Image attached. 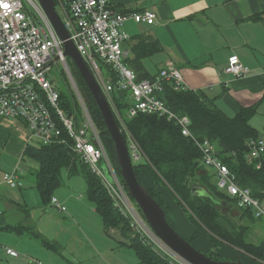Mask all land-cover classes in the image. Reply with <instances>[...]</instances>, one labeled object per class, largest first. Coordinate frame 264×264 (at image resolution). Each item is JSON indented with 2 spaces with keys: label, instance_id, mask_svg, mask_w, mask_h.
<instances>
[{
  "label": "built area",
  "instance_id": "obj_1",
  "mask_svg": "<svg viewBox=\"0 0 264 264\" xmlns=\"http://www.w3.org/2000/svg\"><path fill=\"white\" fill-rule=\"evenodd\" d=\"M58 1L62 15L58 13L71 41L94 74L128 137L133 165L142 163L145 157L117 109L113 94L116 92L130 94L129 118L138 114L157 115L175 124L181 135L200 151L203 166L215 174L218 190L235 202L239 209L252 212L257 220L264 221L263 201L255 198L249 188L239 185L236 175L219 158L216 145L209 139H199L191 130L190 118L175 113L160 98L165 83L173 84L176 91L186 90L180 71L169 63L154 80H138L136 73L126 64L129 52L123 49V44L130 40L124 30L126 22L132 20L152 26L156 23L155 13L149 10L124 13L112 7L109 0ZM63 53L64 44L38 0H0V119L23 122L29 131L27 145L37 143L69 148L101 181L114 208L129 222L134 234L145 245L151 246L155 253L171 264H189L152 231L134 207L106 154L78 88L75 92L82 107L83 121L78 123L74 116L61 109L60 93L51 79L52 64L59 61L72 85L76 84ZM98 60L109 66L115 75L107 78ZM225 71L237 79L245 78L251 72L237 55L229 58ZM247 148V161L261 169L264 137L250 139ZM22 175L23 171L18 168L5 174L4 183L14 188L21 187ZM51 206L66 212V208L54 197ZM3 248L8 256L20 257L14 249ZM35 263L42 264L39 261Z\"/></svg>",
  "mask_w": 264,
  "mask_h": 264
},
{
  "label": "trees",
  "instance_id": "obj_2",
  "mask_svg": "<svg viewBox=\"0 0 264 264\" xmlns=\"http://www.w3.org/2000/svg\"><path fill=\"white\" fill-rule=\"evenodd\" d=\"M55 1L56 6L59 7V1ZM61 1L65 2V0ZM160 50L159 43L152 38H139L138 43L132 46L131 51L136 58L132 61L128 58L126 64L136 73L138 80L147 78L140 71L137 72L133 69L135 64L140 59L154 55ZM105 67V73L115 75L109 66L105 65ZM72 74L111 162L121 178L115 144L102 114L82 76L78 71L77 76L73 72ZM58 91L61 109L69 115H75L79 123L82 111L76 95L73 92L69 98L63 91L59 89ZM160 98L175 113L190 118L191 130L199 139H209L216 145L219 158L236 175L240 186L249 188L255 198L264 200V160L261 169H257L256 165L247 161V142L260 137L250 124L251 118L257 112L256 107L243 108L231 118L219 110L214 101L203 92L188 89L176 91L171 83L164 84ZM114 99L118 110L129 109L131 99L128 92H116ZM114 117L128 145V137L115 114ZM124 123L145 157L142 163L134 165V172L139 183L165 211H167L165 206L167 195L165 194L169 193L175 199L176 204L182 208L188 221L190 220L196 225L197 229L190 237V241L188 239L187 241L196 243L200 234L203 233L204 226L212 235L226 241L232 248L241 250L246 256H251L264 263V241L258 244L250 242L248 240L250 227L243 223H235L230 216H225L220 212L219 208L232 200L211 183L215 174L203 166L200 151L190 140L181 135L179 128L165 118L147 114H138L134 118H129L127 114ZM23 158L37 164V170L34 172L35 188L39 191L44 206L50 205L55 190L61 186L60 173L62 169H66L70 175H82L88 185L89 200L94 204L96 212L101 217L106 233H109L110 228L120 232V236L128 241L126 245L134 250L140 264H171L133 234L129 222L114 208L101 181L69 148L28 144ZM121 180L124 183L122 178ZM195 186L204 187L213 196V200L194 195L192 188ZM164 190L168 192L165 193ZM137 209L144 219L139 208ZM237 210L240 212V221L245 218L252 221L257 220L251 212L238 207ZM25 211L29 212L26 209ZM34 229L33 226L25 225L9 226L4 217H0L1 231L30 235L42 241L48 250L60 253L61 246L58 243L44 239ZM214 236L211 237V240L218 243L219 241ZM206 255L214 260L222 261L217 254L207 253Z\"/></svg>",
  "mask_w": 264,
  "mask_h": 264
},
{
  "label": "crops",
  "instance_id": "obj_3",
  "mask_svg": "<svg viewBox=\"0 0 264 264\" xmlns=\"http://www.w3.org/2000/svg\"><path fill=\"white\" fill-rule=\"evenodd\" d=\"M109 2L121 12L140 13L149 10L156 15V23L152 26L132 20L127 21L124 26L130 40L123 44V49L129 52L130 61L136 58L131 48L138 43L139 38H152L161 48L158 53L140 59L133 68L135 71L146 75L147 80H154L162 69L172 63L182 74L186 89L203 92L228 117H234L243 108L256 107L257 112L251 118L250 124L260 137H264V0H109ZM232 55L239 56L242 63L250 69L247 77L237 79L226 73L228 60ZM19 123L23 128L21 136L24 146L19 151V143L16 142L17 146L13 140V144L9 145V151L22 159L29 131L23 122ZM18 165L19 163L14 171L18 170ZM9 166L13 168L12 164ZM23 178L21 177V180ZM22 187L8 186L0 178V217H4L6 224L12 227L22 226L18 218L13 216L14 210L28 205L27 197L17 192L21 191ZM75 189L68 188L66 195H54V198L66 208V212L55 210L71 219L76 218L78 213L74 204L88 207L85 202L78 203L73 199ZM172 198L170 197L166 205L169 216L167 220L181 236L189 238L193 230L184 211ZM78 199L82 200V195L78 196ZM83 212L97 214L94 207L84 208ZM31 216L30 214L28 218ZM42 217L52 222H45L44 219L43 228L37 229L38 234L48 241L58 243L62 254L66 253L67 247L73 248L70 257L74 263L69 260V254L54 252L58 256L62 255L63 263L100 264L99 259L108 256L109 248L105 250L104 244L100 242L96 244L93 239L101 228L83 229L73 221L63 220L61 217L47 214H42ZM53 223L61 228H52ZM103 229L107 236L119 243L120 247L127 246L126 240L118 232L112 230L106 233L105 228ZM90 239L92 243L88 241ZM38 240L27 234L19 235L0 230V247L3 249H0V264H28L21 256L18 258L8 256L3 247L22 252V249L30 248ZM45 253L40 252L42 257L36 258L37 261L52 264L59 260L55 256L49 258ZM28 258L31 263L35 260Z\"/></svg>",
  "mask_w": 264,
  "mask_h": 264
},
{
  "label": "rangeland",
  "instance_id": "obj_4",
  "mask_svg": "<svg viewBox=\"0 0 264 264\" xmlns=\"http://www.w3.org/2000/svg\"><path fill=\"white\" fill-rule=\"evenodd\" d=\"M56 9L62 15L61 11L59 10V7L56 6ZM67 62L70 66L71 71L74 73L75 76H77L78 69H77L74 61L70 57L67 56ZM98 64L101 67V69L103 70L104 75L107 78H111L112 75L105 73L106 67L100 60H98ZM51 79H53L54 85L59 90L63 91V93H65L69 98L71 97L72 93L74 92V94L76 95V98L78 100L77 94L75 92L78 88L77 84L72 85L71 80L69 79L68 75L66 74V72L63 68V65L59 61H55L52 64ZM78 90H79V88H78ZM79 92H80V90H79ZM113 94H115V93H113ZM80 95H81V92H80ZM78 102H79V100H78ZM84 103H85V101H84ZM79 105H80V102H79ZM85 106H86V103H85ZM80 108L82 111L81 105H80ZM86 108H87V106H86ZM87 110H88V108H87ZM118 111L122 116L123 122H125V118H127L128 110L121 108ZM88 112H89V110H88ZM71 116H74L76 119L75 115H71ZM83 118H84V116H83V111H82V118H81L80 122L83 121ZM20 125L22 126V124L19 123L18 120L0 119V178L3 179V183H4L5 174L13 172L16 169L17 164L19 163V165H18L19 171L20 170L23 171L22 177H24V178L21 180L23 183V187L20 189L21 191H17V192H18V194L21 192V194H23L24 196L27 197L26 203L28 204V205H25V207H22L20 209L16 208V210H14V212H13V216H16L18 218L21 225L33 226L35 228L34 230L37 233H39L37 229H39L40 227L43 228V224L45 222H52L48 218L42 217V214H47V215H50L52 217L57 216V217H61L63 220L73 221L77 225H80V227H83V229H97V230L99 229L100 230V228H101V231L96 236H94L93 239H95L96 244H98V242L104 244L105 246L103 248H105V250H107L109 248V251L107 252V255H108L107 257L104 258V256H103L102 259H99L100 264H107V263H109V264H140L134 250H132L131 248H129L127 246L120 247L119 243L116 240L112 239L110 236H107L105 234L104 229H103L104 227L102 224V220H101V217L99 216L98 213L96 215H90L91 213L83 212L84 208L93 209V207H94V209H95V206L89 200V197H88L89 195L87 193L88 185H87V182L82 175H70L66 169H62V171L60 173L61 186H59L53 194L55 196H59L60 194L66 195V193H68V188H76L73 191V193H75V198H73V199L78 203H84L85 202V204L88 206V207H86V206L83 207L82 205L80 206V205L74 204V207L78 209V213H77L76 218L71 219L69 216L57 212L55 210V208H53L52 206L50 207V205L47 207L43 205L40 193L35 188L34 172H35V170H37V164L35 162L28 160L26 158H23V157H22V159L15 157L9 151V145L13 144V140H15L16 145H17V143H19V148H18L19 151L24 146V144L22 143L23 138L21 136V134L23 133V128ZM100 138H101V136H100ZM101 142H102V145L106 151V154L109 157L108 151H107L102 139H101ZM34 144H36V143H34ZM109 159H110V157H109ZM10 164H12L13 168H11L9 166ZM102 169H105V168L102 167ZM120 175H121V173H120ZM121 178H122V176H121ZM211 183L213 185L217 186V182H216L215 178L212 179ZM147 184H148V182H147ZM69 192H72V191L69 190ZM164 192L167 193L168 191L164 190ZM80 195H82V197H83L82 200L78 199V196H80ZM165 195H167V197L165 199V206H166L168 200L170 199V197L172 198V196L169 193H167ZM172 199L175 202V199L174 198H172ZM131 200L134 204V207L138 208L136 202L132 198H131ZM263 203H264V200H263ZM38 207H41V209H39ZM25 209H27V210L29 209L30 211L28 210L29 212H27V211L24 212ZM219 210L223 215L230 216L232 221H234L235 223H240V224L243 223V224L248 225L250 227V235L248 237V240L250 242L258 244V243L264 241V221H259V220L252 221L249 218H245L244 220L240 221L239 220L240 212L237 210V206H236L235 202H233V201H231L230 203H227V205H225V206H222L221 208H219ZM167 211H168V208H167ZM167 211H166V214H167ZM30 214L32 216L29 219L28 216ZM253 216H254V214H253ZM167 217L169 219L168 214H167ZM44 219H45V222H44ZM96 219H97V221H95ZM197 221H198V219H197ZM188 223L190 225V228L193 230V232H195V230L197 229L196 225L193 224L190 220L188 221ZM51 227L54 229H56V228L60 229L61 228L60 226L58 227L57 224H55V223H53L51 225ZM54 229H52V230H54ZM112 230L118 232L117 230H114V228H110V231H112ZM202 232L203 233L200 234L199 240L196 243H191V242L190 243L193 244L194 247H197V249L202 251L204 254H207V253L217 254L220 256V259H222V261L241 260L242 262L247 263V264H251L254 262L257 264H264L263 262L258 261L257 259H255L251 256H248V255L246 256L245 253L242 252L241 250H237L235 248H232L230 246V244H228L226 241H223V240L215 237L214 235H212V233L208 229H206L204 226H203ZM92 233L95 234L94 231ZM118 233H120V232H118ZM212 236H214V238H216L219 242L214 243L211 240ZM184 238H188V237L184 236ZM188 240L190 241V237L188 238ZM38 241L36 243H34L35 245L34 244L31 245L30 248L22 249V252H21V250H18V253L20 254V256L23 257L21 259L25 258V260H27L28 264L30 262L28 257L35 259V260H33L34 261L33 263L30 262L31 264H36L35 262L40 261V260L37 261V259H36V258H40L39 257V256H41L40 252H46L45 254H48L49 258H50V256H55L57 259H59L55 262H52V264H71V263H74L72 257H70L71 253L73 251L72 247H67L68 249H66L65 254H62V250L60 251L59 254H62V255L69 254L68 255L69 260L73 261L71 263H63L64 259L61 257L62 255L58 256L52 250L51 251L47 250L46 247L43 245L42 241H40V240H38ZM88 241L90 243H92L91 239ZM127 242L128 241L126 240V243ZM0 249H2V248H0ZM48 251H50V252L47 253Z\"/></svg>",
  "mask_w": 264,
  "mask_h": 264
},
{
  "label": "water",
  "instance_id": "obj_5",
  "mask_svg": "<svg viewBox=\"0 0 264 264\" xmlns=\"http://www.w3.org/2000/svg\"><path fill=\"white\" fill-rule=\"evenodd\" d=\"M38 2L51 22L57 36L64 44V57L68 56L74 61L102 114L108 132L115 144L117 162L124 185L127 188L129 196L136 202L148 226L167 246L189 264H247L241 260L217 261L212 259L195 248L170 225L167 220L166 211L137 180L128 145L114 117V113L94 74L77 51L73 41H71L70 34L65 29L63 20L56 9V1L38 0ZM192 193L198 197L206 198L210 201L213 200V196L204 187L195 186L192 188Z\"/></svg>",
  "mask_w": 264,
  "mask_h": 264
},
{
  "label": "snow or ice",
  "instance_id": "obj_6",
  "mask_svg": "<svg viewBox=\"0 0 264 264\" xmlns=\"http://www.w3.org/2000/svg\"><path fill=\"white\" fill-rule=\"evenodd\" d=\"M5 7H7V5H5Z\"/></svg>",
  "mask_w": 264,
  "mask_h": 264
}]
</instances>
